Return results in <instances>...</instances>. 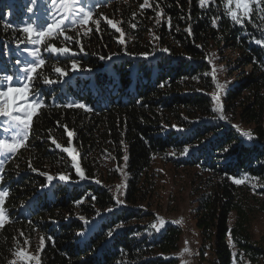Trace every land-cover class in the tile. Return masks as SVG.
<instances>
[{
	"label": "trees",
	"instance_id": "1",
	"mask_svg": "<svg viewBox=\"0 0 264 264\" xmlns=\"http://www.w3.org/2000/svg\"><path fill=\"white\" fill-rule=\"evenodd\" d=\"M29 4L0 0V74L10 73L15 49L26 39L17 23ZM141 4L144 0L104 1L92 9L99 30L94 23L86 31L64 29L70 40L58 34L42 44L45 64L34 89L43 107L0 180L8 192L0 264H33L11 258L37 232L43 238L39 264H175L180 227L166 224L157 231L144 207L158 193L156 161L193 173L191 214L201 238L200 259L264 264V244L253 232L255 219L264 215V43L255 42L264 41V0L252 5L242 23L227 14L225 0H206L203 6L200 0H149L144 9ZM105 18L122 30L124 45ZM49 44L77 55L48 53ZM227 49L234 56L222 59V70L234 80L222 94L221 120L211 111L216 83L209 57ZM143 53L152 55L142 59ZM56 67L66 75L60 77ZM72 102L91 110L65 106ZM238 125L251 132V141ZM66 129L73 132L71 145ZM66 147L78 154L85 179L77 176ZM185 148L190 153L181 155ZM124 163V205L117 207L109 184ZM60 174L70 182L60 181ZM93 220L95 230L79 241Z\"/></svg>",
	"mask_w": 264,
	"mask_h": 264
},
{
	"label": "snow or ice",
	"instance_id": "2",
	"mask_svg": "<svg viewBox=\"0 0 264 264\" xmlns=\"http://www.w3.org/2000/svg\"><path fill=\"white\" fill-rule=\"evenodd\" d=\"M30 2L35 7L39 0H30ZM206 0H200L201 6L205 4ZM207 2H211V0H207ZM256 4L257 7L260 6L261 0H225V6L228 9V15L235 23H242L244 19L249 18L252 15V5ZM149 4V0H144V4H141V9H144ZM235 5V9L232 8V5ZM34 7H29L28 12L32 13L34 11ZM50 15L48 16L51 22L47 23L45 27H42L40 30L34 28L33 23H26L25 26L21 28V31L27 34V42L31 45L39 46L44 43L45 38L53 37L57 32L61 36L64 37L65 41L70 40V37L64 34L63 29L67 27V24L76 23H83L85 25L94 23L97 25V30H99V24L101 21L93 20V13L91 10H86V8L82 5V0H51L49 5ZM82 16V19H81ZM157 16H160V13H157ZM106 19V18H105ZM159 22V21H158ZM106 23L112 28L115 29L116 32L120 33V38L118 39V43L121 45L125 44L124 40V33L122 30L117 26L110 19H106ZM215 24V21L213 22ZM189 34L191 31L189 29ZM85 35H88L86 32ZM23 42V41H22ZM21 42V43H22ZM257 44H262L264 41L257 39L255 41ZM79 43V41H77ZM25 51L29 53V55L34 59L33 62H29L26 64L24 68L21 69L22 72L26 73V79L24 76H20L18 78L15 75H0V80H4L8 82V87L5 90L3 86H0V117H5L7 120L4 121V127L2 131L6 134L11 135V140L9 139H0V153L3 152H11L15 153L18 149L24 147L26 142L29 140V133L30 128L33 122L34 116L38 113V111L43 107V102L39 101L38 98L40 96L39 90L34 89L35 83V76L37 71L45 64V61L41 58L40 48H25ZM45 51H50L53 54L58 55H77V53L72 52L68 47H60L57 48L53 44H49ZM80 51H83V46H81ZM163 51L167 52V49H163ZM152 54L150 53H143L141 54L140 58L142 59H149ZM115 57L114 56H100L99 59L102 61H112ZM23 63V62H18ZM107 67V65H106ZM71 68L73 71L78 70V63L76 60L72 61ZM91 70V69H89ZM56 73L59 74L60 77H64L66 73L60 68L56 67L54 69ZM45 84H52L54 81L45 79ZM16 86H13V85ZM222 85L217 84V89H220ZM32 99H29V97ZM213 100L219 102L220 95L217 94L216 96L212 97ZM67 108H78V109H85L91 110L88 106L84 103H77L72 102L65 105ZM211 111L218 114V118L223 120L225 119L224 116V109L223 106L220 105L218 107H213ZM175 127V126H174ZM180 130V129H178ZM67 131V129H66ZM67 136L69 137V145L72 144V137L73 132L67 131ZM243 136L248 137L249 141L253 139L251 132L243 133ZM57 148L61 146L59 144L56 145ZM230 149H227L228 151ZM64 152L68 153V156L71 158L72 166L75 169L77 176L80 180L85 179V174L81 169V166L78 162V154L73 150V148L68 147L63 149ZM190 149L185 148L181 155L189 154ZM125 160H128V157L125 156ZM5 160H0V165H3ZM31 167V165H30ZM36 171V169H32ZM3 169L0 168V172ZM45 175L47 180L51 182L54 178L47 173H41ZM3 177L0 176V180ZM60 181L70 182V177L68 175L60 174L58 176ZM233 182L237 185L243 183V180L238 178H232ZM98 182V181H97ZM2 187V185H0ZM8 195L7 190H0V227L3 226L4 221L7 219L6 211L4 208L5 197ZM116 206H123L124 200L116 199L115 201ZM115 209H109L108 211H114ZM83 220L84 218L81 217ZM159 223H153L152 228L160 230L165 225V221L162 218L157 217ZM114 233L110 231L108 236L111 237ZM27 243V241H25ZM43 246V238L41 241ZM21 258L22 262L31 261L33 259H37L35 257L28 256L25 252L20 251L16 253ZM37 264H39V260L37 259Z\"/></svg>",
	"mask_w": 264,
	"mask_h": 264
},
{
	"label": "rangeland",
	"instance_id": "3",
	"mask_svg": "<svg viewBox=\"0 0 264 264\" xmlns=\"http://www.w3.org/2000/svg\"><path fill=\"white\" fill-rule=\"evenodd\" d=\"M28 1L30 4L26 5L25 7L27 11L29 7H34L30 0ZM104 1L108 0H82V5L86 8V10L92 11L95 5L100 4ZM50 2L51 0H39V3L34 7V11L32 13L27 12L28 18L27 16H25L24 20L20 23H17V25L22 28L23 26H25L26 23H33L34 28H36L37 30H40L42 27H45L47 23L51 22L48 18V16L51 14L49 11ZM57 2H59V0H57ZM64 29L86 31L89 29V27L88 24L85 25L83 23L78 22L75 25L67 24V27H65ZM58 34L59 32H57L53 37ZM25 37V41L21 44L22 47H20L19 49H15L14 53L17 56V59L15 60V63L13 65L9 64L8 71H10V73L5 72L0 75H15L16 78L24 76L26 79V73L22 72L21 69L24 68L27 63L33 62L35 58L31 57L29 53L24 50L25 48L39 47L41 58L44 60V56L41 50L42 44L39 46L31 45L27 42V34H25ZM47 38H45V40ZM21 45H18V47ZM223 48L225 49V47ZM47 52L51 53L50 51ZM233 56L234 52H231V50L227 49L224 55H221L219 52L216 51L213 52L212 55L209 57V63L211 64V70L214 74L216 83L215 90L213 91L212 95L213 97L217 94L220 95L219 102L214 100L215 107L222 105V94L225 88L230 86L234 80L233 77H227L228 75L223 72L222 68L226 63L225 61H222V59L232 58ZM10 66L12 67V69ZM248 68L249 67H246L245 69ZM217 84L222 85V87L220 89H217ZM0 86H3V88L6 90L8 87V82L0 80ZM13 86L16 85L14 84ZM29 99H32V97L30 96ZM38 100L44 103V100L42 98L39 97ZM5 120H7V118L0 117V139L11 140V135L6 134L2 131ZM238 127L243 132H249V130L245 127L239 125ZM11 154V152L0 153V160L6 161L7 157ZM2 166L3 165H0V168H2ZM154 170L155 172H158L161 176L158 183V193L154 194L149 206L146 205L144 207L149 209L150 214L153 215L152 223L158 224L159 221L157 217H159L165 221V225L173 224L180 227L181 239L179 242V247L178 250L173 253V255L177 259V262L175 264H208L206 261L200 259L199 257L201 248V238L199 231L195 225V220L193 219L191 214V209L194 204L193 200L195 196L194 184L190 183L191 177L193 176L192 171L183 168H175L170 166L169 164L162 163L159 161L155 162ZM127 177L128 172L126 171V165L124 163L119 167L117 178L111 181V183L109 184V188L113 192L115 199L123 200ZM0 190L4 189L0 187ZM7 219L4 222H6ZM97 224L98 222L96 220L88 222L85 226V229L79 233V241L87 239V237L95 230ZM253 232L255 239L259 240L264 244V215H259L255 219L253 223ZM41 241L42 237L37 232L32 239L27 241V243L25 242L24 245L19 246L16 251H14V255L11 258V262L23 263L21 261V258L16 255V253L20 251H23L28 256L35 257L39 260V251L42 247ZM37 259L26 261L25 263L37 264Z\"/></svg>",
	"mask_w": 264,
	"mask_h": 264
}]
</instances>
